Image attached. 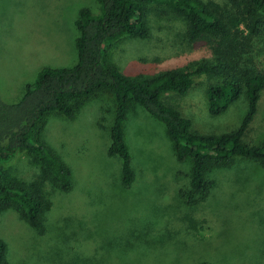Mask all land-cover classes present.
Returning a JSON list of instances; mask_svg holds the SVG:
<instances>
[{
	"label": "rangeland",
	"instance_id": "1",
	"mask_svg": "<svg viewBox=\"0 0 264 264\" xmlns=\"http://www.w3.org/2000/svg\"><path fill=\"white\" fill-rule=\"evenodd\" d=\"M97 6L96 0H0L1 98L17 101L44 66L76 64L75 19L81 8L97 14ZM147 12V38L123 35L108 50L123 74L149 79L171 68L211 64L206 43L190 42L185 23L171 11L157 7ZM262 25L259 48L264 47ZM218 80L206 73L194 76L187 93L169 94L167 104L177 105L199 133L235 130L247 110L246 96L241 93L225 112L210 115L206 91ZM113 96L98 92L72 118L49 114L39 128L38 134L72 172L69 191H61L25 151L5 164L9 181L30 183L42 176V189L51 201L43 234L12 209L0 213L8 263L264 264V167L238 157L225 168H213L207 174L215 181L209 196L190 206L179 191L189 190L191 160L179 161L165 125L131 102L123 132L134 180L123 186L121 160L107 154ZM246 140H264V92Z\"/></svg>",
	"mask_w": 264,
	"mask_h": 264
},
{
	"label": "trees",
	"instance_id": "2",
	"mask_svg": "<svg viewBox=\"0 0 264 264\" xmlns=\"http://www.w3.org/2000/svg\"><path fill=\"white\" fill-rule=\"evenodd\" d=\"M99 12L81 8L75 19L77 62L71 67L41 68L26 83L21 97L5 102L0 95V213L12 209L38 234L45 232L44 217L51 201L42 189L43 177L30 183L7 180L5 164L25 151L39 164L46 176L63 192L72 187V172L45 143L39 128L49 114L72 118L86 100L109 91L115 99L107 154L121 160V183L134 180L131 156L124 140L123 123L131 102L140 104L161 121L174 144L179 161L192 162L189 190L179 193L187 204L207 199L215 181L207 174L225 168L235 158L248 159L264 167V140L257 144L246 134L264 92V47L256 43L262 35L264 0H96ZM149 7V8H148ZM165 8L186 25L190 42L206 43L213 57L211 64L200 63L194 70L171 68L153 77H129L110 60L108 50L120 36L145 39L150 25L148 9ZM211 74L220 80L206 91L208 112L215 116L244 93L247 110L240 125L221 134H202L192 129L191 120L177 105L167 103L169 94L187 93L194 76ZM164 95V96H163ZM164 97V101L162 100ZM7 244L0 237V264L6 259ZM197 264H209L206 260Z\"/></svg>",
	"mask_w": 264,
	"mask_h": 264
}]
</instances>
